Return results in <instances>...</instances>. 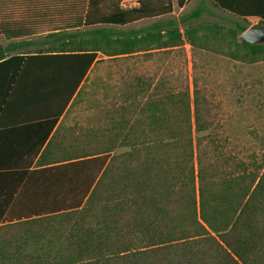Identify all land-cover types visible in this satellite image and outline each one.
Returning a JSON list of instances; mask_svg holds the SVG:
<instances>
[{
    "label": "trees",
    "instance_id": "1",
    "mask_svg": "<svg viewBox=\"0 0 264 264\" xmlns=\"http://www.w3.org/2000/svg\"><path fill=\"white\" fill-rule=\"evenodd\" d=\"M6 1L0 36L21 39L31 28L2 15ZM14 1L30 12L39 0ZM54 1L63 26L41 43L0 45V84L10 81L0 118L20 112L40 123L29 147L0 166L11 169L0 170V264H264V144L231 137L215 94L195 77L190 90L183 67L121 69L134 56H183L185 45L252 65L264 62V43L242 40L239 23L192 24L201 8L158 20L171 0ZM175 1L181 9L190 0ZM212 3L264 24V0ZM31 46L45 48L21 52ZM26 57L58 60L57 83L13 87ZM81 108L84 116L72 114Z\"/></svg>",
    "mask_w": 264,
    "mask_h": 264
},
{
    "label": "rangeland",
    "instance_id": "2",
    "mask_svg": "<svg viewBox=\"0 0 264 264\" xmlns=\"http://www.w3.org/2000/svg\"><path fill=\"white\" fill-rule=\"evenodd\" d=\"M174 12L168 16L159 18L167 20L169 18L179 19L182 16L190 14L197 8L202 12L197 19H192V24L216 23L226 27H233L239 23L244 27L260 26V21L256 18L242 19L228 14L216 8L212 0H190L185 3L182 9L176 7V1L171 0ZM5 7L1 10L2 15L7 19L20 22L30 26L32 31L27 36L19 40H43L46 34L52 32L64 24L62 17L57 13V7L54 0H39L38 5L25 10L23 3L7 0ZM137 0H128L123 3L125 7H133ZM157 20H142L125 27H114L119 32L129 30H140L151 26ZM112 28L110 26H107ZM86 30L85 28L81 29ZM70 32H73L70 30ZM0 43L6 44L7 41L0 36ZM140 59V60H139ZM121 63L122 71H128L135 74H152V71L158 67L169 72H176L180 67L187 73L192 90V79L198 80L199 86L207 88L215 94V100L222 107V122L225 124L227 133L231 137H238L242 140L255 141L264 144V62L252 65H245L239 62L231 61L227 58L209 54L205 52L192 51L190 46H184V55L155 53L151 58L130 57L123 59ZM104 70L106 65H102ZM155 67V68H154ZM155 69V70H156ZM104 74L103 70L98 72ZM84 109H76L73 115L84 116ZM124 150H119L122 152Z\"/></svg>",
    "mask_w": 264,
    "mask_h": 264
},
{
    "label": "crops",
    "instance_id": "3",
    "mask_svg": "<svg viewBox=\"0 0 264 264\" xmlns=\"http://www.w3.org/2000/svg\"><path fill=\"white\" fill-rule=\"evenodd\" d=\"M126 1L128 0L123 1V3ZM123 3H122V6L126 8L123 5ZM172 9H173L172 10V13H173L174 12L173 4H172ZM163 17L164 16H161L159 18H163ZM250 18H254V17H250ZM154 20H157V19H154ZM26 40H31V39H26ZM43 40L41 39V40H31V41L35 43H41ZM6 41L7 43L5 45L1 43L0 45L6 46L8 43L17 42V41H12V40H6ZM43 48H45V46H31L28 48V50L21 51V52L22 53L23 52L25 53L35 52L36 51L35 49L41 50ZM51 61L57 62L58 60H51V59H48L47 57L46 58L37 57V58H32V59L31 58L25 59L23 63L24 67L21 68V70L18 72L16 77L11 82V84H13V87H16V88L18 87V89L22 91H29L33 85L32 83H37L36 85L39 87H44V86L49 87L51 85H55L58 81V76H60V74L62 73L60 71L61 69H58L59 67H61V65L52 67ZM1 71L3 70H0V73ZM2 79H3V83H2V86L0 84V92L4 90L5 86H7V84L10 82L5 78V76H3ZM20 114H21L20 112L18 113L12 112V114L10 113V115L0 118V124L2 123V127H0V166L1 167H8L7 164L9 160L13 158V156L16 153L21 152L25 148V146L29 147L28 142H30L31 135L33 136L36 133V131L40 129L38 127V125L40 124L38 121L36 122V120H34L33 118L23 117ZM61 120H62V117L57 122L56 126L54 127L49 137L52 135L54 130L57 128ZM66 121H67L66 124H71L73 122V118L68 117ZM39 155L40 154L37 155V158L33 161L28 171H32L36 169V167L34 166V163L38 159ZM0 170L9 171L11 169L2 168ZM15 170H18V169H15Z\"/></svg>",
    "mask_w": 264,
    "mask_h": 264
},
{
    "label": "water",
    "instance_id": "4",
    "mask_svg": "<svg viewBox=\"0 0 264 264\" xmlns=\"http://www.w3.org/2000/svg\"><path fill=\"white\" fill-rule=\"evenodd\" d=\"M248 44L260 45L264 43V24L246 29L240 36Z\"/></svg>",
    "mask_w": 264,
    "mask_h": 264
}]
</instances>
